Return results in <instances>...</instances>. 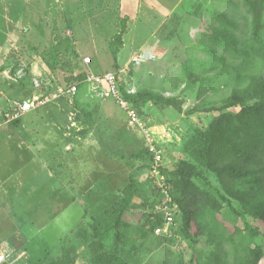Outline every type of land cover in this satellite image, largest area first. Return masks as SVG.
<instances>
[{
	"label": "rangeland",
	"instance_id": "1",
	"mask_svg": "<svg viewBox=\"0 0 264 264\" xmlns=\"http://www.w3.org/2000/svg\"><path fill=\"white\" fill-rule=\"evenodd\" d=\"M137 1L135 7L139 10L131 17L126 13L127 9H121L118 0H0V46L6 50L0 72L7 67L15 68L20 64L29 67L31 63L37 62L54 75L57 84L64 86L71 84V75L115 71L109 42L118 50L128 27L126 23L132 18L129 21V32L127 31V44L137 43L138 46L145 42L144 38L149 37L144 45L148 48L154 41L156 45L152 49L158 57L141 68L134 69L132 65H128L122 73L116 71L120 83H133L139 89L149 88L166 97L175 96L176 102H185L186 111L193 114L183 123L188 134L194 126H205L219 112L233 89L246 86L247 80H238L237 72L242 75L255 73L264 77L263 59L248 55V60L244 61L235 51L215 47L210 42L212 29L219 28L215 19V13L219 11L237 23V29H230L240 40L238 47L246 48L251 17L242 0ZM130 4L127 3L128 6ZM122 18L125 20L124 27ZM137 19H144V25L138 24ZM145 46L139 49H144ZM85 57H90V61L86 63ZM221 58L225 60V65ZM193 65L194 70L191 68ZM191 70L193 77L187 74ZM149 71L155 72V76ZM0 83L11 95L26 91L24 87L29 84L22 81L9 83L1 73ZM85 93V86L82 85L74 96L73 103L60 97L36 109L31 115L34 116L32 119L0 127L2 156L15 157L17 154L14 147L21 144H28L31 151L28 164L29 198L22 201V209L16 211L19 214L27 213L26 217L24 214L17 216L27 222L28 229L24 233L28 242L13 264H36L40 259H46L47 255L51 260H58L62 256V238L66 235H69L70 257L75 259L73 264H92L91 239L88 233L67 234L77 228L80 222L91 232L89 227L94 223L92 217L79 221L80 210L76 205L66 207L59 213V208L55 207V153L51 142L54 140L53 136L64 131H69L70 138H73L90 123L89 116L126 114L120 112L113 100L107 99L100 104L95 100L97 98L92 101ZM162 109H155L149 102L139 106L140 115L146 124L154 118L161 119ZM227 109L236 111L238 106ZM88 112H91L90 115ZM43 116L46 120H38ZM20 130L24 132L21 133ZM181 156L173 154L171 163ZM14 161L13 163H17ZM99 173L98 169H92V176H98ZM207 177L211 182L212 192L215 188H221L213 174L207 173ZM39 186L41 190L38 194ZM105 201V198L99 200L97 207H104ZM150 205L151 199L147 196L140 210L135 208L127 220L137 221L139 218L141 224ZM233 205L239 208L236 200H233ZM181 216L179 213L176 217L178 226L182 222ZM207 217L208 215L199 216L200 222ZM219 218L221 221H228L230 230L233 226L244 229V219L231 214L226 204ZM260 225L261 228L264 227ZM191 229L192 232L196 231L194 224ZM262 248L263 257L258 264H264V245ZM211 249L206 236H198L197 242L192 243L178 234V238L166 242L161 255L168 259L182 254L183 263L189 264L192 254L203 262ZM175 260L172 258V262Z\"/></svg>",
	"mask_w": 264,
	"mask_h": 264
},
{
	"label": "trees",
	"instance_id": "2",
	"mask_svg": "<svg viewBox=\"0 0 264 264\" xmlns=\"http://www.w3.org/2000/svg\"><path fill=\"white\" fill-rule=\"evenodd\" d=\"M242 1L251 17L246 48L238 47L240 40L230 29H237V23L219 11L215 13L219 28L212 29L210 42L215 47L235 51L244 61L248 60V55L264 60V0ZM112 54L115 60V52ZM220 60L226 64L223 58ZM191 68L194 70L195 66ZM192 70L187 73L189 77L194 76ZM85 74L71 75V83L79 82L80 89ZM236 77L246 79V86L233 89L219 112L205 126H195L183 138L182 156L172 168L163 167L170 194L182 215L180 226L175 219L174 232L192 243L197 242L198 236H206L212 247L205 261L201 262L192 254L189 264H258L263 257L264 227L261 228L260 224L264 226V77L240 72ZM126 98L139 113L140 104L148 102L155 109L172 106L178 112L182 111L183 102H176L175 96L166 97L150 89H138ZM234 106H238V110L227 109ZM160 115L165 116L163 111ZM132 156L145 160L148 167L150 158L146 149L142 148ZM207 173L213 174L221 186L215 188V192L211 191ZM147 187L151 195L150 210L159 201V194L149 181ZM141 188L140 183L131 178L121 189L118 200L102 216L92 217L91 232L80 222L77 228L67 233H88L92 264H184L182 254L171 256L176 259L174 262L161 255L166 242L174 239L154 233L155 227L162 224L160 215L148 211L141 224L139 218L137 221L127 220L137 208L132 199ZM233 200L238 202L239 208L233 205ZM225 204L231 214L244 219V229L233 226L230 230L228 221L220 220ZM202 215L208 217L200 222L199 216ZM193 224L195 232L191 229ZM68 237L62 238V256L58 260H51L47 255L36 264H73L75 259L70 257Z\"/></svg>",
	"mask_w": 264,
	"mask_h": 264
},
{
	"label": "crops",
	"instance_id": "3",
	"mask_svg": "<svg viewBox=\"0 0 264 264\" xmlns=\"http://www.w3.org/2000/svg\"><path fill=\"white\" fill-rule=\"evenodd\" d=\"M118 1H120L121 9H127L125 11L129 13L131 17L133 16L132 14H135L137 10L135 5L138 4L137 0ZM127 3L131 4L128 6ZM131 19L132 18H130L129 21ZM137 20L138 24L144 25V19H141L142 21L139 19ZM129 21L126 23L128 27L126 28V33L124 32L123 43L120 44L118 50L113 48L114 45L112 42H109L111 52L114 51L116 54V59L114 60V65L116 67L115 71L119 73H122L128 67L134 52L138 51L139 48H143L145 46L144 44L148 42L146 40L149 38H144L143 40L145 42L138 46L137 43H133L132 45L127 44L126 39L127 31L129 32ZM122 26H125V20L123 18ZM130 40L129 38V41ZM155 45L153 41L150 46L151 48H148L152 49ZM145 48H147V46H145ZM152 62L154 61L145 62L140 66H133V68L138 69ZM148 65L147 67H149ZM46 72H48V70H46L45 67L42 68L37 62H33L28 67L27 76L21 80L23 83H29L24 87L26 91L11 95L2 88L1 83L0 89L12 97L25 98L34 92L30 84V76L45 75ZM0 73L3 77L5 76L4 71ZM149 73L155 76V72L149 71ZM85 92V94L91 98L87 94L86 86ZM61 97L66 98L64 96ZM91 99L92 101L94 100V98ZM66 100L68 99L66 98ZM95 100L100 104L105 101L100 99ZM68 102L73 103V100H68ZM184 103L185 102L182 104L181 112H178L172 106H168L163 110L165 114V116H163L164 118L162 117L158 122H154V118L147 124L164 146V167L167 169L172 168L174 162L179 158L178 157L171 163V156L173 154L176 155V157L181 155L180 146L182 140L189 132H186V125H183V123H186L193 114L186 111ZM118 109L124 114L119 107ZM34 111L35 110H32L26 113L20 119L21 122L25 119H32L34 116L31 115ZM88 113L90 115L91 112ZM88 119L90 123L85 126L83 131L75 134L73 138H70L71 133L69 131H64L53 136L54 140L51 142L53 145V152L55 153L53 201L55 202V207L59 208L58 213L66 207L76 205L80 210L79 221L87 217H100L104 214L106 209L118 200L121 189L131 178L136 179L142 187L139 193L132 199L133 204L137 206V211H139L142 207V203L147 199V196L151 199L149 190H147L146 193V189L148 188V167L145 164H147V162L132 156L140 149H145V141L142 133L129 127L126 116H112L106 113V116H89ZM38 120H46V117L43 116V118H39ZM20 132L22 133L24 131L20 130ZM14 148V152L17 155H14L15 157L13 158H6L8 156L4 157L0 154V252L4 251L8 255V259L16 261L23 253L22 249L26 248L28 242V237L24 233V230L26 229L27 231L28 229L27 222L17 216H22L24 213L19 214L16 211L22 209L21 207L23 206H21L20 203L22 201H27L29 198L28 164L30 162L31 151L28 144L16 145ZM44 152H46V148H44ZM14 160H16L17 163H13L15 162ZM142 164L145 166H142ZM93 168L98 169L100 172L98 176H92ZM22 176H24V178ZM19 177L22 179H19ZM37 188L39 189L40 186ZM40 190L41 188L37 190L38 194ZM104 198L106 200L104 207L98 208L97 202L99 200H104ZM23 216L26 217L27 213Z\"/></svg>",
	"mask_w": 264,
	"mask_h": 264
},
{
	"label": "built area",
	"instance_id": "4",
	"mask_svg": "<svg viewBox=\"0 0 264 264\" xmlns=\"http://www.w3.org/2000/svg\"><path fill=\"white\" fill-rule=\"evenodd\" d=\"M6 50L0 46V68L4 63ZM157 53L152 49H139L132 55L129 65L140 66L145 62L155 61ZM84 61H90L85 57ZM5 79L9 82L18 83L28 74V67L18 65L2 69ZM30 84L34 92L25 97H12L0 89V127L20 120L26 113L36 110L48 102H53L61 96L73 100L79 89V82L61 86L54 80V75L48 70L45 75L30 76ZM82 84L86 86L87 94L91 98L100 100H113L117 106L126 114L128 125L142 133L145 141V149L149 154L147 168V181L159 194V201L150 208L149 213L160 215L162 224L155 227L154 233L168 239H176L178 235L174 232L175 219L180 213L178 204L172 199L167 183L164 167V146L156 137L155 133L145 123L139 111L126 98L134 95L137 88L134 84L122 87L118 73L107 71L101 74L87 72ZM15 260L8 259V255L0 252V264H13Z\"/></svg>",
	"mask_w": 264,
	"mask_h": 264
}]
</instances>
